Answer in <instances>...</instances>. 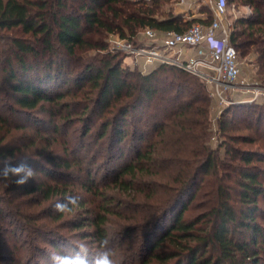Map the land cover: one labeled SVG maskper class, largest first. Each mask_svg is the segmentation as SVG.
Here are the masks:
<instances>
[{
	"label": "trees",
	"instance_id": "16d2710c",
	"mask_svg": "<svg viewBox=\"0 0 264 264\" xmlns=\"http://www.w3.org/2000/svg\"><path fill=\"white\" fill-rule=\"evenodd\" d=\"M161 1L165 0H0V34L3 30L20 31V35L6 38L8 47L0 61L1 83L10 92L9 102L0 100V129L5 130L0 138V158H12L19 150L9 145L7 135L27 130L26 124L13 117L26 114L33 119L36 110L54 116L62 113V107L64 122H71L79 113L74 104L80 103L82 135L94 134L88 122L99 117L95 138L110 139L109 158L127 157L134 151L133 157L106 180L113 192L101 190L92 173L82 181L86 193L101 195V200H95L96 207H87L90 201L74 193L66 179L40 181L31 192L48 199L58 196L69 211L73 208L71 199L76 198L75 204L90 217L71 226L90 227L84 238H90L101 250L104 241L111 249L109 243L120 234L115 247L123 243L125 260L117 264H263L264 224L258 215L264 213L260 204L264 198V148L241 151L226 140L223 146L227 156L222 159V145L214 148L210 144V96L198 77L167 63L145 73L123 66L120 54L104 52L109 34L118 33L139 44L138 34L147 27L161 33L184 32L197 22L210 21L186 19L173 11L164 15ZM248 3L255 7V14L237 20L231 41L238 52L255 47L264 58V0ZM239 24L244 27L239 29ZM91 50L98 53L88 58L86 53ZM69 82L80 92L88 83L84 102L64 100L70 90L60 86ZM151 109L155 112L145 118ZM229 112L227 109L224 115ZM233 112H239L242 120H254L258 132L264 125V105L237 104ZM227 124L228 119L223 118L220 129L225 131ZM40 130L37 127L36 134ZM237 137L256 142L249 135ZM75 157L57 156L55 165L64 170L60 172L41 160L23 162L32 165L36 173L66 177L68 169H83V162ZM17 161L0 160V168ZM2 201L0 194V221L7 212ZM121 205L124 207L119 210ZM188 210L194 214L186 215ZM63 215L64 211H59L54 217ZM114 217L121 219L117 229L110 226ZM32 228L35 230L36 225ZM45 234L55 252L71 255V245L77 244L56 230H41V236ZM38 250L45 252L42 247ZM88 252L95 256L94 251ZM42 257L51 264L48 252ZM112 259L116 262L114 255ZM5 260L9 258L0 245V261Z\"/></svg>",
	"mask_w": 264,
	"mask_h": 264
},
{
	"label": "rangeland",
	"instance_id": "374dc122",
	"mask_svg": "<svg viewBox=\"0 0 264 264\" xmlns=\"http://www.w3.org/2000/svg\"><path fill=\"white\" fill-rule=\"evenodd\" d=\"M162 2L161 13L166 15L168 12L173 11L175 13H180L182 9L185 8L184 5H179L177 0H165ZM200 9L205 12L206 20L211 19L212 8L210 0H200ZM262 6V5H261ZM264 8V7H263ZM255 7L248 3V0H231L228 13H227V22L231 23L233 29H235L237 20L244 17H253L255 14ZM161 13H157L158 16H162ZM186 19H189L188 16H185ZM264 19V15H263ZM256 26H261L259 23H256ZM244 26L239 24L238 28L241 29ZM20 31L15 30H3L0 35L4 36L0 38V61L3 62L2 58L8 47V36L20 35ZM120 36L118 33L109 34L107 36L108 48L104 52H112L120 54L122 59V65L125 67H130L131 69H139V66H136L133 63V58H130L126 53L117 50L114 48V37ZM137 39H139V44H150L151 41L144 37L142 31L139 32ZM264 39V38H263ZM7 46V47H6ZM247 50L239 49L240 52V62H241V76L239 77L238 83L234 86H220V92L217 90V83L212 82L210 78L204 77L200 74H193L199 78L201 82L206 86V90L210 96V122H211V134H210V144L214 148H220L219 154L222 159L226 158V151L223 144L224 142L229 141L232 146H235L241 151L244 150H262L264 148V125L258 132L256 130V122L252 119L242 120L241 116L237 112H233V107L237 104H254L259 103L264 105V100L251 101L252 91L256 88H264V66L262 58L255 47H247ZM244 51V52H243ZM98 53V50H91L86 53L88 58H93ZM139 62L143 65L145 63V57H140ZM4 63H1V66H4ZM157 66V65H156ZM151 67L148 71H150ZM191 73V72H190ZM4 81V77L0 78V100L3 104H6L10 100V92L6 91L5 85L1 82ZM60 83V81H59ZM81 89V92L76 88H73L72 83L61 84L60 89L70 90L68 95H66V101H76V100H85V95L83 92L88 89V83H86ZM76 89V90H75ZM75 93H78L76 96ZM78 104H74L73 108H76L78 115L72 117V121L64 122L63 119V108L59 107L62 110V113L48 115L39 110L33 111L32 117L30 119L26 114L13 117L17 122L27 125V130H14L12 133H9L6 137V140H10L9 145L19 148L15 152L14 157L12 158H0L3 162H7L14 159H19L17 164L22 163L24 160H41L42 164L47 166L53 171L60 172L64 171L61 166L55 165V158L57 156H74L75 158L80 159L83 164V169H78L74 167L72 169L66 170V177L63 175L57 174L56 177L43 175L42 173L35 172V176L28 181L27 184L18 186L13 183L11 180H0V194L3 197L2 204L7 208L4 221H0V245H2L3 253L9 260L0 261V264H16V260H21L23 264H48L46 263V258L42 257L44 253L48 252L49 255L55 251L52 249L51 244L48 243L47 235L41 236V230H56L59 231L61 235L71 237L74 242L77 244L84 243L87 245L89 251H94L95 255L103 251L100 248L92 244L90 238H84V232L91 230L90 227L85 228H73L72 223L81 221L82 219L87 221L89 219L90 213L84 210L79 209L76 204H73L71 211L66 209L64 215L60 219H56L54 216L59 212L56 209L57 203H62L61 199L58 196L51 198H45L44 195L38 192H31L30 189L34 186L35 183L40 181H63L67 180L71 185L72 191L79 193L80 195L85 196L90 202L87 203V207H96L95 203L100 198V194L86 193L85 189L81 186L82 181L87 178L88 173H92V177L95 178V181H98L101 185V190L107 192H113L109 183H105L106 180L111 179L114 175V169H117L119 166H122L128 160L127 158L133 157L134 151H131L126 157H119L118 155L114 158H109V147L110 139L106 137L101 141H96V134L98 132V127L100 126L99 117L89 119V125L92 126L93 133L82 135L84 132V121L81 120L79 116L82 114V109L79 108ZM82 108V107H81ZM227 109H230V112L225 116L224 113ZM155 112L153 109L147 113L145 118ZM88 117V116H87ZM228 119V124L225 131L220 129V121ZM245 118V117H242ZM43 121L41 123H36L35 120ZM53 120V122H52ZM50 121V122H47ZM56 122V123H54ZM264 122V121H263ZM69 123V124H68ZM55 124L57 128H55ZM264 124V123H263ZM143 128L146 126L144 122L141 125ZM39 128V134H36V129ZM147 128H150L147 126ZM146 129V127L144 128ZM68 134L66 135V132ZM5 130L0 129V138H2ZM249 135L256 138L255 143H249L243 141L242 137ZM39 136V139L35 137ZM42 137V139H40ZM234 138V141H233ZM35 139V141H34ZM145 144V143H144ZM143 144V145H144ZM2 144L0 143V146ZM68 148V150H67ZM129 152V151H128ZM26 158V159H25ZM233 164H240L239 161H232ZM35 170V168H34ZM80 170V171H79ZM237 176L236 173H233ZM107 188V189H105ZM27 189V190H26ZM110 190V191H109ZM96 200V201H95ZM196 201L194 199L192 203ZM100 202V201H99ZM115 203V202H114ZM261 207L264 211V198L260 199ZM116 207V206H115ZM124 206H119V210ZM118 210V207H117ZM31 214V215H30ZM194 214V211L188 210L186 215ZM131 216V215H130ZM6 219V221H5ZM121 220L120 218L114 217V222L111 223V228L117 229V221ZM258 220L264 224V213H259ZM21 222V223H20ZM32 225H36V229L32 228ZM41 229V230H40ZM119 237V238H117ZM117 240L110 242V248L113 249V255L117 262H122L125 260L124 248L121 245H118L116 248L115 245L119 243L121 235H116ZM14 246L17 247L14 249ZM39 247L45 249V252L38 250ZM91 257L92 254H89ZM15 259L14 263L11 262V259ZM264 259V256H263ZM91 260V259H90ZM264 264V262H263Z\"/></svg>",
	"mask_w": 264,
	"mask_h": 264
},
{
	"label": "built area",
	"instance_id": "2783aa9c",
	"mask_svg": "<svg viewBox=\"0 0 264 264\" xmlns=\"http://www.w3.org/2000/svg\"><path fill=\"white\" fill-rule=\"evenodd\" d=\"M177 2L188 5V0ZM210 2L212 18L209 22H197L184 32L170 30L161 33L147 27L142 34L151 41L150 44H136L127 38L115 36L114 48L133 58V63L145 73L158 64H174L193 74L210 78L217 83L218 92L220 86H234L241 76L242 67L238 49L231 41L233 26L227 22L230 4L228 0ZM140 57H145L143 65L139 62ZM260 99L264 100V88L252 91L251 101Z\"/></svg>",
	"mask_w": 264,
	"mask_h": 264
},
{
	"label": "clouds",
	"instance_id": "9594fccd",
	"mask_svg": "<svg viewBox=\"0 0 264 264\" xmlns=\"http://www.w3.org/2000/svg\"><path fill=\"white\" fill-rule=\"evenodd\" d=\"M34 176V168L26 162L0 168V180H11L18 186L27 184ZM71 202L75 204L77 202L76 198H72ZM66 208V204H56V209L59 211H65ZM107 243V241L102 242L103 251L98 252L91 260L89 259V252L86 244L79 243L71 245V255H66L61 252L52 253L50 255L51 264H114L112 259L113 253L112 250L107 247Z\"/></svg>",
	"mask_w": 264,
	"mask_h": 264
},
{
	"label": "crops",
	"instance_id": "0c3cea01",
	"mask_svg": "<svg viewBox=\"0 0 264 264\" xmlns=\"http://www.w3.org/2000/svg\"><path fill=\"white\" fill-rule=\"evenodd\" d=\"M200 5V0H188V5L185 6L183 10H189L187 12L183 11L182 14L183 16H188V18H205V12L202 11L199 7ZM191 7V8H190ZM190 8V9H189Z\"/></svg>",
	"mask_w": 264,
	"mask_h": 264
}]
</instances>
